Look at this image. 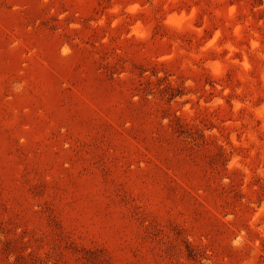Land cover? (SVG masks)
<instances>
[{
    "label": "rangeland",
    "instance_id": "374dc122",
    "mask_svg": "<svg viewBox=\"0 0 264 264\" xmlns=\"http://www.w3.org/2000/svg\"><path fill=\"white\" fill-rule=\"evenodd\" d=\"M0 264H264V0H0Z\"/></svg>",
    "mask_w": 264,
    "mask_h": 264
}]
</instances>
